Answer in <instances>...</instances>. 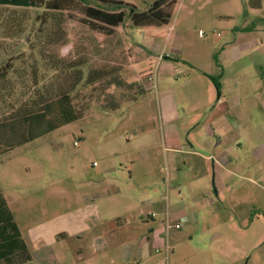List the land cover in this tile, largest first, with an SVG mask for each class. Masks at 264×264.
Masks as SVG:
<instances>
[{"label": "rangeland", "instance_id": "obj_1", "mask_svg": "<svg viewBox=\"0 0 264 264\" xmlns=\"http://www.w3.org/2000/svg\"><path fill=\"white\" fill-rule=\"evenodd\" d=\"M152 2L0 0V120L64 91L79 112L75 121L0 153V192L21 227L33 219L54 222L81 207L91 226V216L110 218L141 206L144 215L167 218L169 250L161 249L160 264H223L224 237L235 233L225 214L254 219L237 232L246 241L264 226L262 210L242 203L220 214L212 173L195 175L201 164L195 156L166 148L187 144L195 122L205 121L217 95L202 72L216 76L213 53L232 28L264 15V5L163 0L166 23L134 26L129 13ZM221 59L227 65V55ZM5 64L12 67L1 77ZM240 75V90L253 91L254 71ZM235 193L227 198L264 201L262 189ZM229 258L240 264L236 254Z\"/></svg>", "mask_w": 264, "mask_h": 264}, {"label": "crops", "instance_id": "obj_2", "mask_svg": "<svg viewBox=\"0 0 264 264\" xmlns=\"http://www.w3.org/2000/svg\"><path fill=\"white\" fill-rule=\"evenodd\" d=\"M258 1L251 7L261 9L264 0ZM251 21L245 19L241 25L232 28L228 41L212 55L219 68L214 76L220 84V93L205 121L195 122L192 129L196 131L188 138L187 144L179 146L177 141L166 149L195 156L202 164L196 165L195 175L201 171L203 174L212 173L213 192L221 202L220 214L228 211L229 205L237 207L247 203L249 209L262 210L264 217L263 199L255 201L252 196L244 200L233 195L238 204L227 198L229 194H236L238 188L239 193L249 196L260 189L264 191V15H254ZM225 54L227 65L221 59ZM248 68L254 71L255 80L254 90L250 93L239 87L240 72ZM202 73L214 85L209 77L212 74ZM229 84L235 85L231 87ZM245 129L254 131L245 137ZM198 150H204L207 155H201ZM0 194L10 210L8 199L2 192ZM151 213L144 215L138 206L110 218L91 216V226L86 225L84 207L54 222L33 219L23 223L22 227L13 217L30 256L28 261L20 264H160L161 249L169 250L167 218L157 220ZM253 220L245 213L225 214V223L233 226L235 233L224 237L228 247L222 245L227 250L222 252L223 264H238L236 259L229 258L235 254L240 264H264V243H261L264 226L258 232L253 229L246 241L237 234L241 235L244 226L252 224ZM245 242L250 245L247 249ZM255 253L259 258H255Z\"/></svg>", "mask_w": 264, "mask_h": 264}, {"label": "trees", "instance_id": "obj_3", "mask_svg": "<svg viewBox=\"0 0 264 264\" xmlns=\"http://www.w3.org/2000/svg\"><path fill=\"white\" fill-rule=\"evenodd\" d=\"M80 1L88 3V0ZM162 5L163 0H153L142 11L132 10L129 13L132 24L141 26L166 23L170 14L163 11ZM115 8L120 7L119 5L111 7V9ZM41 22L42 20L40 24ZM11 67L12 64H5L1 77H5ZM209 77L214 83L218 98L220 84L214 76L209 75ZM93 81H95L94 78H89V82ZM8 115L0 120V153L75 121L79 117V112L72 105L69 93L64 91L55 97L41 98L30 107ZM29 259V253L20 237L12 213L0 194V264H20Z\"/></svg>", "mask_w": 264, "mask_h": 264}, {"label": "built area", "instance_id": "obj_4", "mask_svg": "<svg viewBox=\"0 0 264 264\" xmlns=\"http://www.w3.org/2000/svg\"><path fill=\"white\" fill-rule=\"evenodd\" d=\"M175 227L177 228V227H178V225H175Z\"/></svg>", "mask_w": 264, "mask_h": 264}]
</instances>
